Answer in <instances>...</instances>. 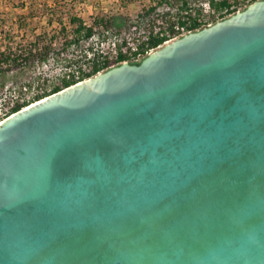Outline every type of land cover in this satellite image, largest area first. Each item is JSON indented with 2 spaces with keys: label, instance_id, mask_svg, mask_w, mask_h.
<instances>
[{
  "label": "water",
  "instance_id": "obj_1",
  "mask_svg": "<svg viewBox=\"0 0 264 264\" xmlns=\"http://www.w3.org/2000/svg\"><path fill=\"white\" fill-rule=\"evenodd\" d=\"M0 264H264V0L5 120Z\"/></svg>",
  "mask_w": 264,
  "mask_h": 264
},
{
  "label": "built area",
  "instance_id": "obj_2",
  "mask_svg": "<svg viewBox=\"0 0 264 264\" xmlns=\"http://www.w3.org/2000/svg\"><path fill=\"white\" fill-rule=\"evenodd\" d=\"M255 1L257 0L232 1L231 8L226 9L223 14L230 17L232 16L229 14L230 11L240 12ZM203 6L206 13L209 14L208 3H204ZM163 7L167 9L163 15L170 13L173 16L177 12L176 9H171L168 5ZM152 16L153 14L142 13L138 20L125 29L102 25L99 27L100 33L96 32L98 29L96 28L90 39H83L79 44L72 43L67 52L64 51L67 48H64L58 50L56 57L50 53L47 60L36 61L33 69L28 73L27 62L22 60L20 71L26 72L25 76H16L0 88V125L19 111L27 109L57 92L82 83L96 74L120 64L139 63L158 48L192 32L184 26L176 25L175 31L172 33L165 24L164 17L152 20ZM173 19L175 20V18ZM217 19H219V15H217ZM212 24L210 23L208 26ZM152 37L164 38L165 41L157 48H150L149 43ZM0 68H7V66L3 64ZM45 68L48 71L44 70Z\"/></svg>",
  "mask_w": 264,
  "mask_h": 264
},
{
  "label": "rangeland",
  "instance_id": "obj_3",
  "mask_svg": "<svg viewBox=\"0 0 264 264\" xmlns=\"http://www.w3.org/2000/svg\"><path fill=\"white\" fill-rule=\"evenodd\" d=\"M157 1L136 0L133 3L124 4L123 0H0V48L10 44L16 51L19 50L23 54L28 53L36 37L46 33L47 37L42 41L51 47L50 53L56 57L58 50L67 48L64 50L67 52L70 47L65 44V40L71 42L74 37L69 15L84 19L88 25H92L94 18L98 16L122 15L124 18L122 28L125 29L138 20L142 13L146 14V11L157 4ZM166 10L165 7L157 9L155 13H152V20L162 19ZM60 12H63V23L67 28V33L61 32L58 23ZM20 16H23L27 24L23 29L15 23ZM50 19H52V25L49 24ZM103 26L110 25L103 24ZM96 32L100 33L101 29L98 28ZM5 65L7 68H0V88L14 77L26 74L20 71L19 65H14L12 62ZM34 65L33 61L27 63V73L33 69ZM44 70L48 71L47 68Z\"/></svg>",
  "mask_w": 264,
  "mask_h": 264
},
{
  "label": "trees",
  "instance_id": "obj_4",
  "mask_svg": "<svg viewBox=\"0 0 264 264\" xmlns=\"http://www.w3.org/2000/svg\"><path fill=\"white\" fill-rule=\"evenodd\" d=\"M124 4L133 3L136 0H123ZM236 2V0H158L157 4L151 6V8L146 11V15H151L158 8L168 5L171 9H176L177 12L175 15L171 16L170 13L164 15L165 24L167 27L174 33V27L176 25L184 26L189 31H197L204 27H207L210 23H215L217 21L223 20L229 15L223 14L226 9H230L232 4L231 2ZM204 3H208L210 9L209 14L206 13V10L203 6ZM55 14V13H54ZM229 14H235V11H230ZM53 15V14H51ZM104 15V14H103ZM219 15V19H217ZM63 12H60V20L58 21L61 32L65 33L67 31L66 26L63 23ZM175 18V20L173 19ZM69 22L74 31V37L71 42L65 40V44L71 45L72 43L79 44L81 40L90 39L95 33V29L99 28L103 24L110 25L121 29L124 25V18L122 15L117 16H98L94 18L93 24L88 25L86 21L77 16L69 15ZM18 24L20 29L26 27L25 19L23 16L18 17L15 22ZM52 19L49 20V24L52 25ZM155 25V23H153ZM67 33V32H66ZM47 34L40 35L36 37V41L28 50V53L19 52L15 50L12 45L2 46L0 48V67L3 64H10L12 62L14 65H21V61L28 62H43L47 60L50 53L51 47L46 45L42 39L46 38ZM68 37V36H67ZM164 38L152 37L149 47L157 48L159 45L164 43ZM11 43V42H9Z\"/></svg>",
  "mask_w": 264,
  "mask_h": 264
}]
</instances>
